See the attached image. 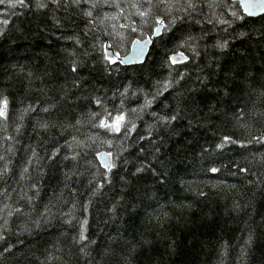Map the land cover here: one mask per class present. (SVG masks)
<instances>
[{"label":"trees","instance_id":"16d2710c","mask_svg":"<svg viewBox=\"0 0 264 264\" xmlns=\"http://www.w3.org/2000/svg\"><path fill=\"white\" fill-rule=\"evenodd\" d=\"M41 2L0 4V264H264V15L197 0L124 67L163 10Z\"/></svg>","mask_w":264,"mask_h":264},{"label":"snow or ice","instance_id":"6c2138e0","mask_svg":"<svg viewBox=\"0 0 264 264\" xmlns=\"http://www.w3.org/2000/svg\"><path fill=\"white\" fill-rule=\"evenodd\" d=\"M61 0H52V3L59 5ZM71 2L77 6L81 4V0H71ZM85 3H89V0H84ZM220 0H211L207 4V7L213 8L214 6H218ZM114 4L117 8L120 7L118 3H116V0H92L91 2V7L92 8H97L99 6L103 5H109V4ZM225 6L228 8H231L232 11L230 12V15L233 18L236 19H243L245 15L247 16H253L256 14V9H260L261 12H264V0H231V2H228V0H224ZM0 4H7L8 7L10 8H15L17 5L24 6L25 5V0H0ZM38 8H43L46 7L47 5L42 3L41 0H37V5ZM132 8L136 9L135 15L139 16L145 23L147 22V18L153 16V9H161L163 10V16L161 15H155L154 17V31L156 34L161 33V29L167 30V26L169 24H175L177 22V17L172 16L173 11H179L183 12L185 15H190L195 9L199 6L197 3V0H137V2L132 3L130 5ZM243 10L242 12L240 10ZM86 16L91 17L92 12L87 11L84 13ZM167 17H171L170 20L166 19ZM108 17L105 16V19ZM116 17H112V19H115ZM183 18V17H181ZM199 22V21H197ZM208 23H213L212 19L207 20ZM217 23L221 24H226L229 23L227 20L216 18ZM3 24L7 25L8 21L5 19L2 21ZM133 31L136 29L133 28ZM0 35H3V32L0 31ZM189 39H193L192 37H189ZM227 46V42L225 41L224 43H218L217 47L223 49ZM110 47V46H109ZM114 55V54H112ZM182 55V54H181ZM105 58L106 59H111L110 54L107 52L105 53ZM173 63L176 62V57H171L170 58ZM186 59V58H185ZM111 62L115 63V60H111ZM77 69L75 67L72 68V71L75 72ZM168 84H164L163 88L164 90H167ZM159 94V93H158ZM99 104V101H97ZM150 106V102H146ZM7 104L8 101L6 98H4L2 101H0V117L7 118ZM47 111L48 109H44ZM95 115V114H93ZM111 116V114H108ZM177 119L176 115L171 116L170 118L166 119L164 122L165 123H170L171 121H175ZM98 127L105 128L109 131H112L114 133H119L121 131L122 127H127L125 123V116L123 114L116 115L112 121L109 123L106 120H101ZM129 131L135 130V125L133 124L131 129H128ZM225 140H230V137H225ZM233 143L235 141H232ZM218 147H222V145H218ZM111 155V153H109ZM0 159H3L2 156H0ZM105 166L107 167L108 171L110 172L115 165L111 162H105ZM143 168H137V172L143 171ZM7 171V168L4 170L0 171V176L4 175V172ZM26 172L27 169H24ZM213 172L217 171V169L213 168ZM28 202L31 203V197H26ZM16 212H21L23 211L20 208H17L15 210ZM13 213L9 212V215L11 216ZM69 223L71 221H68ZM37 223H39L37 221ZM7 224V221H5V225ZM87 224V221H83L81 225V231L79 234V240L80 242H83L87 240V236L85 235L86 229L84 228V225ZM5 237L0 234V240H3ZM247 243H251V236H249V239ZM4 251H9V249H5ZM83 251V249H82Z\"/></svg>","mask_w":264,"mask_h":264},{"label":"water","instance_id":"95a60500","mask_svg":"<svg viewBox=\"0 0 264 264\" xmlns=\"http://www.w3.org/2000/svg\"><path fill=\"white\" fill-rule=\"evenodd\" d=\"M243 11V10H242ZM264 15V12H261L260 9H256V14L253 16H247L248 18H259ZM163 29H161L160 34H154L151 37H147L145 39H138L133 41L130 47V51L127 55L121 57L118 53H116L113 50L109 49V46L107 45V52L110 54L111 58H113L116 62L121 64L124 67H131L135 65H141L144 64L148 58L149 51L151 46L153 45V42L161 36ZM114 54V55H112ZM173 57H176V62H183L185 57L181 54H177ZM102 165L105 166V162H111L109 156L104 155L100 159Z\"/></svg>","mask_w":264,"mask_h":264},{"label":"bare ground","instance_id":"6f19581e","mask_svg":"<svg viewBox=\"0 0 264 264\" xmlns=\"http://www.w3.org/2000/svg\"><path fill=\"white\" fill-rule=\"evenodd\" d=\"M117 3H119V0H118V2ZM105 6V5H104ZM88 7V6H87ZM120 8V7H119ZM101 9V8H100ZM107 9H108V6H107ZM109 10V9H108ZM108 10H106V11H108ZM101 13V12H100ZM106 13V12H105ZM116 13V12H115ZM110 17L112 16V15H109ZM109 17V18H110ZM111 20H113V19H111ZM98 26V25H97ZM99 29V28H98ZM88 33V32H87ZM101 33V32H100ZM145 39V38H144ZM121 55V54H120ZM119 64V63H118ZM104 156V155H103ZM111 161V160H110Z\"/></svg>","mask_w":264,"mask_h":264},{"label":"rangeland","instance_id":"374dc122","mask_svg":"<svg viewBox=\"0 0 264 264\" xmlns=\"http://www.w3.org/2000/svg\"><path fill=\"white\" fill-rule=\"evenodd\" d=\"M163 32V31H162ZM154 34V33H153ZM113 59V58H112ZM114 60V59H113Z\"/></svg>","mask_w":264,"mask_h":264}]
</instances>
